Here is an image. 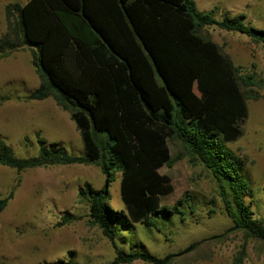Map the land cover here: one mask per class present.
<instances>
[{
    "label": "trees",
    "instance_id": "16d2710c",
    "mask_svg": "<svg viewBox=\"0 0 264 264\" xmlns=\"http://www.w3.org/2000/svg\"><path fill=\"white\" fill-rule=\"evenodd\" d=\"M7 30L0 58L31 50L39 76L25 101L52 99L67 112L79 133L83 155L47 145L36 134L38 154L19 158L0 139V166L16 173L14 186L0 199V213L13 199L20 174L59 165H96L104 177L99 189L85 183L78 198L87 217L114 250L107 264H172L211 239L241 233L245 241L264 243V218L257 219L245 198L252 189L238 157L226 148L243 133L247 101L255 99L254 80L210 39L206 27L244 35L264 44V30L245 23L244 15L214 18L193 0H28L5 4ZM9 100L0 96V102ZM178 148L171 159L168 144ZM187 158L216 181L231 226L225 233L192 243L164 257L117 245L120 230L142 224L158 229L176 214L161 206L174 187L160 173ZM120 174L122 208L109 205V187ZM180 204V203H177ZM64 214L57 226L76 221ZM244 245L232 264H243ZM59 264H71L59 261Z\"/></svg>",
    "mask_w": 264,
    "mask_h": 264
},
{
    "label": "rangeland",
    "instance_id": "374dc122",
    "mask_svg": "<svg viewBox=\"0 0 264 264\" xmlns=\"http://www.w3.org/2000/svg\"><path fill=\"white\" fill-rule=\"evenodd\" d=\"M26 3L28 0H6ZM200 12H212L217 20L225 16H245V23L264 30V0H193ZM200 35L217 44L240 68L243 75L253 78L255 99L247 101L248 116L242 136L226 148L242 164V176L252 189L245 198L257 219L264 218V44L248 37L206 27ZM28 52H21L16 81L10 79L0 87V139L19 158L38 154L36 134L47 145L57 143L68 154L82 156L78 131L69 114L60 110L52 99L25 101L21 98L39 85V76L30 63ZM25 72V74H24ZM24 74V76H23ZM170 157L175 159L178 148L169 143ZM174 187L161 206L176 214L167 222H158V229L138 224L132 230H120L117 245L126 250H142L157 257L177 253L192 243L221 235L231 226L218 195L216 181L200 164L180 159L160 169ZM14 170L0 166V199L14 186ZM104 177L96 165H59L27 170L20 174V184L13 199L0 213V264H107L115 254L111 244L87 217V203L78 198L85 183L99 189ZM120 174L109 187V205L119 211ZM180 203V204H177ZM64 214L78 217L76 221L57 226ZM244 245L243 264H264V243L245 241L241 233H230L222 239H211L177 258L172 264H232ZM131 264H147L135 261Z\"/></svg>",
    "mask_w": 264,
    "mask_h": 264
},
{
    "label": "crops",
    "instance_id": "0c3cea01",
    "mask_svg": "<svg viewBox=\"0 0 264 264\" xmlns=\"http://www.w3.org/2000/svg\"><path fill=\"white\" fill-rule=\"evenodd\" d=\"M7 3L10 2H7L6 0H0V38L7 30V19L4 9V6ZM21 52H28L31 59V50L27 48L13 51L10 54H8L6 57L0 58V87L7 86L11 82L10 79H13L15 82L17 77V71L22 73L21 71L16 69V62H18L17 60Z\"/></svg>",
    "mask_w": 264,
    "mask_h": 264
}]
</instances>
